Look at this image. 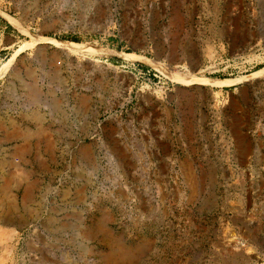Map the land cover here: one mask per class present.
<instances>
[{
  "label": "rangeland",
  "instance_id": "1",
  "mask_svg": "<svg viewBox=\"0 0 264 264\" xmlns=\"http://www.w3.org/2000/svg\"><path fill=\"white\" fill-rule=\"evenodd\" d=\"M8 61L0 264H264V0H0Z\"/></svg>",
  "mask_w": 264,
  "mask_h": 264
},
{
  "label": "bare ground",
  "instance_id": "2",
  "mask_svg": "<svg viewBox=\"0 0 264 264\" xmlns=\"http://www.w3.org/2000/svg\"><path fill=\"white\" fill-rule=\"evenodd\" d=\"M41 44H51V45H53L55 47H58V48L64 50L67 53H89L91 51L98 50L96 48H91V47L87 46L86 44L68 43L67 41L55 40V39H52V38L44 37L42 35L35 36L33 38L32 45L37 46V45H41ZM123 57L129 58V59H137V60H140V61L150 62L146 57H143V56H130V55H126L125 54V55H123ZM9 64H10V62L8 61V62L4 63L0 67V75L5 73V71L8 70ZM262 71H264V69H262ZM165 72L168 73V75L171 76L175 81H178L179 83H183L184 85L185 84H187V85H195L196 84V85H202V86H208V87L209 86L210 87H217V86L219 87V86H222V85H225V84H229V83H232V82L235 81V80H229V79H222V80L221 79H210V78H206V77L198 78V77H196L194 74H192L190 72H187V73L184 72V71L182 72L181 70H177L176 68H172L171 69V68H166L165 67ZM8 222H10V221H8V219L0 218V224L1 223L5 224V223H8ZM12 234H13V231L8 230V228L7 229L6 228H0V241L1 240L7 241V239L11 240ZM1 243L2 242H0V245H2ZM9 245H10V243H9ZM9 245L7 246V248L9 247ZM232 247L238 248L237 250H239V252L233 253V257L231 256L232 258L229 260L230 262H228V263H230V264H245L248 261L249 258L247 257V254L245 255L243 253L244 251L242 252V250L245 247L244 242L241 241L239 238H237L236 240L233 241V243L231 242V243H227L224 246H221V250H226L228 253L229 252L232 253L231 252V250L233 249ZM5 250H7V249H5ZM8 250L11 251L10 249H8ZM118 251H120V250H118ZM6 253H9V252L7 251ZM111 253H114V252H111ZM120 254H122V253H120ZM2 256H4V255H2ZM113 256H112V258H113ZM120 258H123V257H120ZM113 260L114 261L112 263H115L116 262L115 259H113ZM2 261H1V263H2ZM120 262H122V261H120Z\"/></svg>",
  "mask_w": 264,
  "mask_h": 264
},
{
  "label": "built area",
  "instance_id": "3",
  "mask_svg": "<svg viewBox=\"0 0 264 264\" xmlns=\"http://www.w3.org/2000/svg\"><path fill=\"white\" fill-rule=\"evenodd\" d=\"M236 62L233 58H227L225 61L222 62H215V61H208L205 65L201 67L198 71L194 74L197 76L205 77L209 75H220V74H227L226 72L229 69H232L235 66ZM185 70V68L181 69ZM123 72L129 75L135 76L136 68L135 67H124ZM176 84L175 81L165 77V92H168L172 89V87Z\"/></svg>",
  "mask_w": 264,
  "mask_h": 264
}]
</instances>
